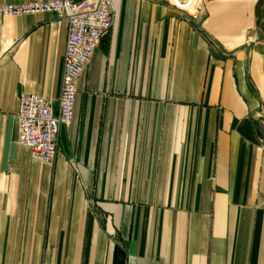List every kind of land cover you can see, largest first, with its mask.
I'll return each instance as SVG.
<instances>
[{"label":"crops","instance_id":"crops-1","mask_svg":"<svg viewBox=\"0 0 264 264\" xmlns=\"http://www.w3.org/2000/svg\"><path fill=\"white\" fill-rule=\"evenodd\" d=\"M112 5L54 165L18 113L58 107L68 24L0 18V264H264V0Z\"/></svg>","mask_w":264,"mask_h":264},{"label":"built area","instance_id":"built-area-1","mask_svg":"<svg viewBox=\"0 0 264 264\" xmlns=\"http://www.w3.org/2000/svg\"><path fill=\"white\" fill-rule=\"evenodd\" d=\"M204 0H159L192 19L198 18ZM55 14L68 24L64 70L58 107L35 94L20 98L19 144L29 148L33 160L54 165L59 153V134L74 119L77 82L91 63L104 35L114 25L112 0H48L23 5L0 4V18Z\"/></svg>","mask_w":264,"mask_h":264},{"label":"trees","instance_id":"trees-1","mask_svg":"<svg viewBox=\"0 0 264 264\" xmlns=\"http://www.w3.org/2000/svg\"><path fill=\"white\" fill-rule=\"evenodd\" d=\"M125 261H124V257H123V254L122 256H120V253H117V262L116 264H124Z\"/></svg>","mask_w":264,"mask_h":264}]
</instances>
